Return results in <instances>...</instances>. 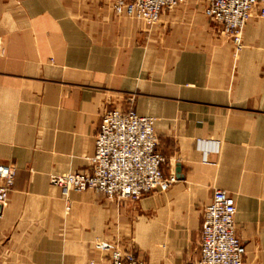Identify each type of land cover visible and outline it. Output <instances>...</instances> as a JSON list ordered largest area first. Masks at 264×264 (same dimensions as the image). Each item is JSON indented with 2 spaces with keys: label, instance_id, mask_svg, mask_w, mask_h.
Masks as SVG:
<instances>
[{
  "label": "crops",
  "instance_id": "0c3cea01",
  "mask_svg": "<svg viewBox=\"0 0 264 264\" xmlns=\"http://www.w3.org/2000/svg\"><path fill=\"white\" fill-rule=\"evenodd\" d=\"M120 1L0 0V163L16 170L0 264H85L116 247L145 264L196 261L215 189L235 200L244 264H264V0L239 50L206 0L151 28L116 14ZM107 108L154 118L162 170L178 181L136 202L72 192L66 212L50 176L91 169Z\"/></svg>",
  "mask_w": 264,
  "mask_h": 264
},
{
  "label": "built area",
  "instance_id": "2783aa9c",
  "mask_svg": "<svg viewBox=\"0 0 264 264\" xmlns=\"http://www.w3.org/2000/svg\"><path fill=\"white\" fill-rule=\"evenodd\" d=\"M189 0H130L120 1L114 11L118 15L142 21L151 28L159 23L165 11ZM205 16L221 28L236 50L242 46V34L261 0H206ZM258 15L264 19V7ZM152 117L139 116L133 108L125 111L107 108L95 138L90 159L91 169L81 173L50 176L70 211L72 192L92 190L110 202L137 201L151 193H164L177 181L175 174H164L165 158L157 151L159 138ZM16 170L0 163V206L7 203L13 189ZM236 206L232 196L220 189L213 191L204 208L201 223L199 259L183 264H244L245 248L235 228ZM102 251L110 247L96 244ZM85 264H145L128 249L113 248L105 260Z\"/></svg>",
  "mask_w": 264,
  "mask_h": 264
},
{
  "label": "rangeland",
  "instance_id": "374dc122",
  "mask_svg": "<svg viewBox=\"0 0 264 264\" xmlns=\"http://www.w3.org/2000/svg\"><path fill=\"white\" fill-rule=\"evenodd\" d=\"M130 1V0H129ZM128 2V1H127ZM138 201V200H137ZM132 202H136V201H132ZM98 243H103V242H101V241H98V242H96V244H98ZM128 250H131V248L129 249V248H127ZM132 251V250H131ZM134 251V250H133ZM147 253V255H148V252H146ZM142 259V258H141Z\"/></svg>",
  "mask_w": 264,
  "mask_h": 264
},
{
  "label": "water",
  "instance_id": "95a60500",
  "mask_svg": "<svg viewBox=\"0 0 264 264\" xmlns=\"http://www.w3.org/2000/svg\"><path fill=\"white\" fill-rule=\"evenodd\" d=\"M0 209H1V206H0Z\"/></svg>",
  "mask_w": 264,
  "mask_h": 264
}]
</instances>
